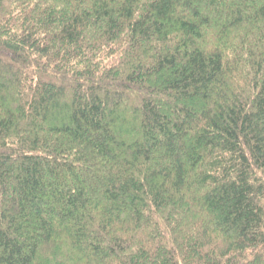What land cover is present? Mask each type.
<instances>
[{
  "label": "trees",
  "instance_id": "1",
  "mask_svg": "<svg viewBox=\"0 0 264 264\" xmlns=\"http://www.w3.org/2000/svg\"><path fill=\"white\" fill-rule=\"evenodd\" d=\"M0 264H264V0H0Z\"/></svg>",
  "mask_w": 264,
  "mask_h": 264
}]
</instances>
